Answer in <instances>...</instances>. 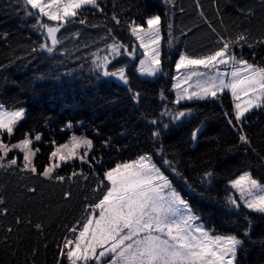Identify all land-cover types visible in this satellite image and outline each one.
Wrapping results in <instances>:
<instances>
[{
    "label": "trees",
    "instance_id": "trees-1",
    "mask_svg": "<svg viewBox=\"0 0 264 264\" xmlns=\"http://www.w3.org/2000/svg\"><path fill=\"white\" fill-rule=\"evenodd\" d=\"M98 4L102 11L85 6L76 22L61 29L57 34L61 43L49 54L39 50L41 43L50 41L34 27L35 17L27 15L23 0H0V104L26 110L14 134L5 133L0 139L12 144L25 133H40L42 140L34 142L40 151L33 160L39 171L49 164L53 141L58 146L70 143L73 135L86 136L94 145L89 163L74 158L55 169L53 175L64 176V181L21 171L23 153H9L8 159L15 156L18 163L0 168V264H66L68 259L60 248L66 237L73 239L78 234L92 211L86 206L102 198L106 188L93 189L104 171L141 153L152 156L207 228L245 240L239 264H264V216L244 208L229 211L225 203L231 193L228 181L240 172L251 171L264 182V165L256 155L264 156V108L253 109L234 128L228 124V118L234 120V107L227 90L216 99L176 104L172 88L178 53L205 55L222 46L218 43L221 36L235 39L245 33L254 46L242 43L231 51L264 67V44L257 43L264 39V0H173L171 4L164 0H98ZM152 14L162 17L161 71L153 78L141 77L135 71L138 55H120L108 67H125L129 83L102 76L93 54L113 43L111 37L130 50L133 37L123 22L143 23ZM113 15L121 25L111 19ZM79 19L86 23L80 24ZM132 92L140 93L138 103L131 99ZM186 109L192 114L178 122L161 115ZM152 119L160 123L153 125ZM69 122L72 127H65ZM164 124L169 127L165 129ZM198 126L202 131L193 142L190 133ZM157 128L161 136L154 141L151 133ZM240 129L249 137L250 147L240 144ZM160 147L163 155L157 154ZM165 158L173 162L179 175L163 163ZM206 171L213 172L210 181L202 179ZM73 172L82 175L67 179ZM245 215L251 217L250 237L243 236L248 227ZM73 227L75 234L69 231Z\"/></svg>",
    "mask_w": 264,
    "mask_h": 264
},
{
    "label": "snow or ice",
    "instance_id": "snow-or-ice-1",
    "mask_svg": "<svg viewBox=\"0 0 264 264\" xmlns=\"http://www.w3.org/2000/svg\"><path fill=\"white\" fill-rule=\"evenodd\" d=\"M27 15L34 16L36 23L34 27L39 28L45 35L48 43H41L39 50L52 54L56 46L61 43L58 33L69 24L76 22L85 6H92L100 11L98 0H23ZM166 4L173 3V0H164ZM42 18L52 23L43 22ZM117 25H121L118 16L111 18ZM80 24H85L86 19H79ZM129 34L139 42V48L143 49V59H140L137 72L141 76L154 77L161 71L162 56L160 49L162 17L159 14L147 16L143 23L135 19L124 21ZM146 25V26H145ZM96 27V25H92ZM211 27V25H209ZM169 29L172 25L169 23ZM215 32V28H213ZM111 36L112 29L108 30ZM219 35V34H218ZM113 43L106 45L108 55L97 58L93 61L97 70H100L104 77H113L127 85L129 83L125 67L109 70L112 59L120 55L135 57L138 51L133 45L131 49L111 37ZM171 43V41H170ZM218 43L222 45L215 50L202 55L190 56L181 52L176 60L177 72L181 70L203 67L206 72L188 71L177 83L173 84L174 89H179L176 100L173 103L179 104L183 100L218 98V93L225 90L231 93L234 101V120L228 118V124L234 128L243 123L246 114L253 109L264 108V67L257 66L249 61L238 58L231 51L234 45L247 43L248 47L254 45L248 43V36L245 33L238 34L235 39L220 37ZM264 44V39L257 41ZM37 49H33L36 51ZM95 56V54H93ZM220 65H231V73L216 72L212 75L213 69ZM228 77L227 79L225 77ZM198 77L196 90L189 93L188 88H181ZM177 81V77H173ZM131 92V88H129ZM139 92H132L131 99L138 103ZM163 99V94H161ZM192 114L191 109L182 111L167 110L161 115H168L172 122L181 121ZM26 116V110L19 108L8 111L0 104V136L7 134L11 137L20 121ZM228 117L229 114L225 113ZM153 125H158L157 119L150 120ZM71 128V122L65 125ZM168 124H164L167 129ZM202 128L196 127L190 133L193 142L198 140ZM239 142L241 145L251 146L249 137L240 129ZM153 140L161 136L159 128L153 130ZM42 140V135L36 133H25L24 138L17 143H5L0 139V168H11L16 166L18 160L15 156L8 159L9 153L19 150L23 153V165L21 171H30L45 179L64 181V176L53 175L56 168L62 163H67L74 158L84 163H89V152L94 145L91 139L86 136H75L70 138V143L55 145L49 155V164L39 171L33 160L40 151L34 147V142ZM107 141L105 144L107 145ZM83 149V152L80 150ZM255 152V149H252ZM163 147L157 149V154L163 155ZM261 164L264 165V156L259 153ZM93 159H95L93 157ZM99 163V161H97ZM163 163L173 167V162L164 159ZM179 175L178 172H176ZM82 173L73 172L67 179ZM213 172L206 171L203 180L210 181ZM87 179V177H84ZM105 181L107 182L105 184ZM187 183V181H185ZM228 184L235 195L230 193L226 197V207L229 211L247 209L249 213H256L264 216V183L255 178L251 171H244L236 178L228 181ZM106 188L102 198L93 205L86 206L92 211L89 212L85 222L79 229H69L74 233V238H65L63 247L60 248L62 256H66L70 264H239V252L243 249L245 240L235 234L215 235L210 230L196 223L200 217L194 214L190 204L181 193L173 186L169 178L164 175L159 167L153 163L149 154L140 155L137 159L117 163L114 167L104 171L103 179L99 181L97 188ZM35 191V189H29ZM65 198L70 193H65ZM3 201L0 200V204ZM98 210V215L92 212ZM3 211H6L3 210ZM245 222L248 227L243 232L244 237H250L251 217L245 215ZM19 223V220L17 221ZM40 228L41 225H36ZM11 231V229H9ZM59 264V262H58Z\"/></svg>",
    "mask_w": 264,
    "mask_h": 264
},
{
    "label": "rangeland",
    "instance_id": "rangeland-1",
    "mask_svg": "<svg viewBox=\"0 0 264 264\" xmlns=\"http://www.w3.org/2000/svg\"><path fill=\"white\" fill-rule=\"evenodd\" d=\"M153 15V14H152ZM43 19V22H45V23H52V22H50V21H47V19L46 18H42ZM146 26V25H145ZM162 37H163V33H162V30H161V40H160V49H161V46H162ZM133 45H135L136 47H137V49H138V51L136 52V54H135V56L136 55H138L137 56V64H136V66H135V71L137 72V67L139 66V62H140V59H143L144 57H143V49H140L139 48V42L138 41H136L135 40V38L133 37V40H132V46ZM131 46V47H132ZM131 47H130V49H131ZM181 52H184V51H181ZM181 52H179L178 53V55H177V59L176 60H178L179 59V55H180V53ZM184 53H186V52H184ZM187 54V53H186ZM105 55H108V51H107V48H105L104 50H102V51H99V52H97L96 54H95V56H94V60L95 59H97V58H102L103 56H105ZM189 55V54H188ZM190 56H202V55H190ZM238 58H241V57H239V56H237ZM243 59H245V58H243ZM246 60V59H245ZM248 61V60H247ZM250 62V61H249ZM250 63H252V62H250ZM175 64H176V62H175ZM198 71V72H206V71H208V70H206V69H204L203 67H197V68H195V69H189V70H181V72H177V70H176V68H175V73H174V76L175 77H177V81H174L173 80V84L174 83H177L179 80H180V78L182 77V76H184V75H186L187 74V72L188 71ZM231 71H232V67H231V65H220L217 69H213L212 70V72H211V74L212 75H215L216 74V72H221V73H231ZM138 73V72H137ZM139 74V73H138ZM140 75V74H139ZM141 76V75H140ZM141 77H146V78H153V77H148V76H141ZM155 77V76H154ZM226 79L228 78L227 76L225 77ZM197 79H203V78H198V77H192V79L190 80V81H188V83H186V84H181V88H188V91H189V93H191L192 91H195L196 90V81H197ZM173 84H172V88H173ZM173 91H174V94H175V100H176V97H177V92L178 91H180L179 89H174L173 88ZM229 92V91H228ZM229 94L231 95V93L229 92ZM231 98H232V96H231ZM232 102H233V107H234V101H233V98H232ZM4 109L5 110H8V111H12V110H16V109H19V108H5L4 107ZM143 154H149V153H141L140 155H143ZM140 155H138L136 158H133V159H130V160H126V161H122V162H119V163H123V162H128V161H131V160H134V159H137ZM150 155V154H149ZM152 160H153V163H155L156 164V162L154 161V159L152 158ZM116 165V164H115ZM114 165V166H115ZM157 165V164H156ZM114 166H112V167H114ZM112 167H110V168H112ZM157 167H159L158 165H157ZM110 168H108V169H110ZM160 168V167H159ZM107 169V170H108ZM161 169V171L164 173V171L162 170V168H160ZM246 171H248V170H246ZM242 172H244V171H242ZM242 172H240L238 175H240ZM164 175H166L165 173H164ZM238 175H236L235 177H233L232 179H234V178H236ZM167 176V175H166ZM168 177V176H167ZM169 178V177H168ZM169 180H170V178H169ZM231 180V179H230ZM171 181V180H170ZM261 183H264V182H262V181H260ZM172 183V182H171ZM172 186L177 190V191H179L175 186H174V184L172 183ZM180 192V191H179ZM231 193L233 194V195H235V193H234V190H232L231 189ZM182 195V194H181ZM183 197V196H182ZM184 198V197H183ZM185 199V198H184ZM186 200V199H185ZM192 208V207H191ZM192 210H193V208H192ZM193 212H194V214L195 215H197L198 217H200L199 216V214L197 213V212H195L194 210H193ZM92 214L93 215H98V210H95V212H92ZM196 223H198V224H200V225H202L205 229H207V230H210L209 228H207L206 226H205V224H204V222H203V220L201 219V217H200V220L199 221H197ZM210 232L212 233V234H215V235H228V234H222V233H216V232H212L211 230H210ZM66 264H70V262L67 260V263ZM90 264H95V262L94 261H92V262H90ZM104 264H107V258H104Z\"/></svg>",
    "mask_w": 264,
    "mask_h": 264
}]
</instances>
